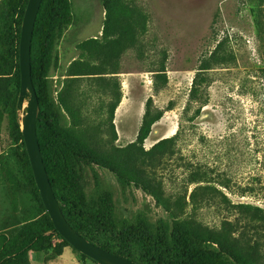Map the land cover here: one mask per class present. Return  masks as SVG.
<instances>
[{
    "label": "rangeland",
    "instance_id": "obj_1",
    "mask_svg": "<svg viewBox=\"0 0 264 264\" xmlns=\"http://www.w3.org/2000/svg\"><path fill=\"white\" fill-rule=\"evenodd\" d=\"M70 1L42 112L51 142L81 156L88 197L112 199L117 227L94 226L95 242L142 260L124 222L175 217L207 247L264 264V0ZM24 2L0 0V250L45 215L17 130ZM148 111L154 124L142 142ZM63 251L6 264H95Z\"/></svg>",
    "mask_w": 264,
    "mask_h": 264
},
{
    "label": "trees",
    "instance_id": "obj_2",
    "mask_svg": "<svg viewBox=\"0 0 264 264\" xmlns=\"http://www.w3.org/2000/svg\"><path fill=\"white\" fill-rule=\"evenodd\" d=\"M28 2L29 0H25L23 4L20 24L25 15ZM72 21L73 14L70 0H43L32 43V77L40 103L37 124L39 144L56 198L69 224L81 236L98 247L141 264H249L240 256H228L222 251L207 247L203 242L192 239L175 217L173 219L162 218L152 223L142 213L138 214L133 221L124 222V230L128 234H137L140 237V243L145 252L142 260H134L130 256L111 251L95 242L96 229L94 226L98 227L100 225L102 227L103 224H107L111 229L117 227L116 212L112 199L106 193L95 195L93 198L88 197L87 192L80 186L78 176L79 164L77 159L81 156L66 142L61 140L51 142L50 133L44 125L42 112L41 82L49 76L53 63L57 62V43L68 27L72 25ZM223 47L224 41L220 42L212 53V61L220 59V54L224 51ZM227 61H229V58H227ZM209 62L211 61H208V64L200 70L212 69ZM17 65V88L19 89L21 81L19 61ZM199 85L197 76L193 82L192 93L194 97L198 94L197 88ZM153 124L154 122L150 119V112L148 111L140 132L142 142L149 137ZM20 129V124H17L20 140L23 141L25 146ZM28 164L31 166L30 163ZM57 167L61 168V173L56 172ZM30 172L33 179L34 175L31 167ZM35 193L40 197L37 185ZM43 211L45 215L42 218L33 222L11 246L0 250V264L11 262L8 260L20 261L28 251L54 250L61 257L64 252L63 249L66 247L75 250L81 260H89L97 264L87 256L79 253L58 233L44 204ZM135 221L136 224H134ZM128 223L130 225L127 227ZM55 237L62 241L58 247L54 244Z\"/></svg>",
    "mask_w": 264,
    "mask_h": 264
},
{
    "label": "water",
    "instance_id": "obj_3",
    "mask_svg": "<svg viewBox=\"0 0 264 264\" xmlns=\"http://www.w3.org/2000/svg\"><path fill=\"white\" fill-rule=\"evenodd\" d=\"M42 2L43 0H29L23 19L19 45L21 86L17 104L24 144L42 202L55 229L79 253L98 264H141L119 257L81 236L67 221L56 198L38 139L37 124L40 103L32 77V43Z\"/></svg>",
    "mask_w": 264,
    "mask_h": 264
},
{
    "label": "crops",
    "instance_id": "obj_4",
    "mask_svg": "<svg viewBox=\"0 0 264 264\" xmlns=\"http://www.w3.org/2000/svg\"><path fill=\"white\" fill-rule=\"evenodd\" d=\"M70 263H73V264H79L78 261H76V260H74V259H72V262H70Z\"/></svg>",
    "mask_w": 264,
    "mask_h": 264
},
{
    "label": "bare ground",
    "instance_id": "obj_5",
    "mask_svg": "<svg viewBox=\"0 0 264 264\" xmlns=\"http://www.w3.org/2000/svg\"><path fill=\"white\" fill-rule=\"evenodd\" d=\"M174 132V131H173Z\"/></svg>",
    "mask_w": 264,
    "mask_h": 264
}]
</instances>
